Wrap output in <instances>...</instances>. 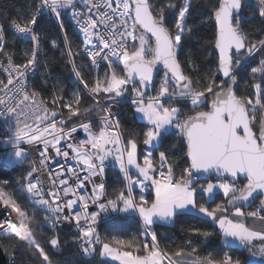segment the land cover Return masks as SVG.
<instances>
[{
  "label": "snow or ice",
  "instance_id": "snow-or-ice-1",
  "mask_svg": "<svg viewBox=\"0 0 264 264\" xmlns=\"http://www.w3.org/2000/svg\"><path fill=\"white\" fill-rule=\"evenodd\" d=\"M249 15L264 24V0H25L0 13L4 163L27 164L0 179V247L54 264L33 230L47 226V245L89 264H264V28ZM56 51L71 95L51 78ZM193 217L211 230L162 246L154 225ZM129 220L134 234L114 231ZM216 235L249 259L202 255L192 237Z\"/></svg>",
  "mask_w": 264,
  "mask_h": 264
},
{
  "label": "trees",
  "instance_id": "trees-1",
  "mask_svg": "<svg viewBox=\"0 0 264 264\" xmlns=\"http://www.w3.org/2000/svg\"><path fill=\"white\" fill-rule=\"evenodd\" d=\"M24 3L25 0H0V13H5L10 16H15L16 9L21 7ZM248 25L254 28H264V24H261L259 18L253 17L252 15H249ZM65 26L69 34L72 35L75 29L71 24V21L66 20ZM41 27L48 29L53 36L59 34V28L57 27L55 21L42 23ZM8 39L9 41L12 40L11 32L8 33ZM24 46H25L24 42L17 41V47H24ZM48 55L55 57V62L52 61L49 62V72L51 73L52 80H58L61 86L64 87L65 92L68 95H71V93L76 88L75 77L68 70L67 66L61 62L60 54L58 51L49 52ZM42 79H43V69H41L40 73H37L34 77H32L31 82L34 86L39 87L41 85ZM119 111H120L119 118L125 123L126 126L128 127L136 126L137 122L134 120L132 113L129 111L127 105H121ZM26 168H27V164L24 165L14 164V166L10 167L9 169H6L4 167L2 168L0 166V179L13 180L17 178ZM116 175L117 172L115 169L109 170L107 172L109 182H111ZM21 202L24 203V201ZM216 202H220V198H218ZM256 203L258 204V201ZM43 215H45L43 211L36 212V218L42 217ZM29 219L33 225L36 224V219H33L32 217H30ZM116 223L119 225V227L114 231L120 232V234H124V233L134 234L138 227V225L134 221H130V220L124 222L117 221ZM191 226L201 227L206 230H211L212 228L211 222L205 221L202 217H193L191 219L181 218L178 219L173 225L157 224L154 225V228L157 231V233L160 235L162 246L164 244H167L169 247L174 248L176 245H179L183 242L185 237L184 229H187ZM33 230L38 231L40 234H43L45 236V241H40V242L45 243L46 251L48 252L49 256L53 259L54 264H56L57 261H63L64 264H89V262L86 259L77 257L75 255V248L70 245L66 246L63 249L62 254H58L57 250H54L49 245H47L46 238L50 237L53 234L49 231L47 226L39 230L35 229L34 227ZM73 234L74 232L72 233L62 230L60 232L61 240L62 241L70 240ZM192 239L198 243L199 251L202 255L211 253L214 256H218L223 252H232L233 255H238L242 259L249 258L246 252L243 251L238 252L235 249H229L223 247L221 245L219 235H216L207 241L196 236H193ZM2 249L6 252V254L10 256V259L12 260L11 264H14V261L15 264H34V262L28 258L26 251H17L16 254L14 255L13 247L11 246V244H9L7 247H2ZM27 251H30V249H28ZM35 264H42V260L40 258H37Z\"/></svg>",
  "mask_w": 264,
  "mask_h": 264
},
{
  "label": "built area",
  "instance_id": "built-area-1",
  "mask_svg": "<svg viewBox=\"0 0 264 264\" xmlns=\"http://www.w3.org/2000/svg\"><path fill=\"white\" fill-rule=\"evenodd\" d=\"M71 24L73 25V22H71ZM0 78H3V77L0 76ZM118 110H120V107ZM6 135H8V133H7L6 128H5V120L3 118H0V143H1V146H0V166L2 168L4 167L6 169H9L10 167L14 166V164L13 165H7L6 163H4V160L6 159V154L12 151L10 145H5L2 143V140ZM17 164H19V163H17ZM0 214H2V213H0ZM15 218H16V216H15V214H13V219H15ZM63 230L66 232H72L73 233V230L67 225H65L63 227ZM5 254H6V252H5ZM6 256H7V260H6L7 264H11L12 260L10 259V256L8 254H6Z\"/></svg>",
  "mask_w": 264,
  "mask_h": 264
},
{
  "label": "water",
  "instance_id": "water-1",
  "mask_svg": "<svg viewBox=\"0 0 264 264\" xmlns=\"http://www.w3.org/2000/svg\"><path fill=\"white\" fill-rule=\"evenodd\" d=\"M7 256L5 254V251L0 247V264H7Z\"/></svg>",
  "mask_w": 264,
  "mask_h": 264
},
{
  "label": "rangeland",
  "instance_id": "rangeland-1",
  "mask_svg": "<svg viewBox=\"0 0 264 264\" xmlns=\"http://www.w3.org/2000/svg\"><path fill=\"white\" fill-rule=\"evenodd\" d=\"M257 227H259V224L256 225ZM194 258V257H193ZM249 259V258H248Z\"/></svg>",
  "mask_w": 264,
  "mask_h": 264
}]
</instances>
